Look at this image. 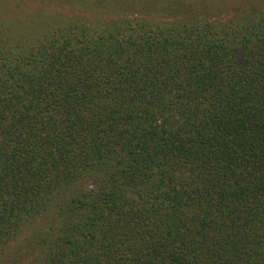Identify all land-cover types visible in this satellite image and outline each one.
<instances>
[{
    "label": "trees",
    "instance_id": "obj_1",
    "mask_svg": "<svg viewBox=\"0 0 264 264\" xmlns=\"http://www.w3.org/2000/svg\"><path fill=\"white\" fill-rule=\"evenodd\" d=\"M118 6L0 35V264H264V12Z\"/></svg>",
    "mask_w": 264,
    "mask_h": 264
},
{
    "label": "rangeland",
    "instance_id": "obj_2",
    "mask_svg": "<svg viewBox=\"0 0 264 264\" xmlns=\"http://www.w3.org/2000/svg\"><path fill=\"white\" fill-rule=\"evenodd\" d=\"M30 0L39 3L41 7L33 16H28L25 20L12 19L5 26L4 5L11 4L13 9L11 14L16 16L19 5L23 0H0V35L4 36L11 46H15L19 41H26L36 33H41L46 29L49 22L54 20L68 21H89L93 24L99 21L110 19L115 14L120 15L118 5L133 4L134 16L146 18L154 21H173L176 18H204L209 21H228L237 18L252 17V14L264 12V0ZM118 2V4L116 3ZM109 4L116 5V10L108 7ZM136 5V6H135ZM140 6V7H137ZM156 8V9H155ZM129 9H122V13ZM22 43H19L21 46ZM49 214L43 215L29 227H33L35 233L45 232L51 226ZM53 221V220H52ZM28 234L25 239L15 240L7 248V256L17 255V264L29 262L32 255H37L38 250H33L36 245V235L30 229L25 230ZM32 236V237H31ZM10 249V251H8ZM37 251V252H36ZM13 258V259H14ZM33 261V260H32Z\"/></svg>",
    "mask_w": 264,
    "mask_h": 264
},
{
    "label": "clouds",
    "instance_id": "obj_3",
    "mask_svg": "<svg viewBox=\"0 0 264 264\" xmlns=\"http://www.w3.org/2000/svg\"><path fill=\"white\" fill-rule=\"evenodd\" d=\"M41 7L39 3H33L30 2V0H23V2L19 5L18 13L16 16H13L11 14V10L13 9V5L11 4H5L4 5V11L6 13L5 15V26L11 22L12 19H17V20H25L28 16H33L35 12ZM109 8L116 10V5L114 4H109ZM10 251V249L8 250Z\"/></svg>",
    "mask_w": 264,
    "mask_h": 264
}]
</instances>
